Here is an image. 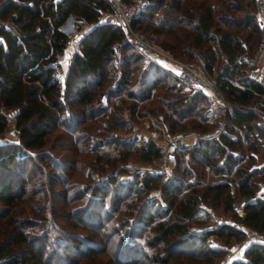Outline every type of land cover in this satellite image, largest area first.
<instances>
[{
	"label": "trees",
	"instance_id": "1",
	"mask_svg": "<svg viewBox=\"0 0 264 264\" xmlns=\"http://www.w3.org/2000/svg\"><path fill=\"white\" fill-rule=\"evenodd\" d=\"M255 2L149 0L139 16L131 20V27L143 34L150 30L163 35L159 45L181 60L192 61L196 52L210 74L221 62L214 82L232 106L223 112L225 130L217 139L200 141L189 151L187 159L184 158L186 149L177 150L171 168L179 174L172 170L168 181H164L165 174L153 176L146 173L143 177L134 174L127 182H122L119 175L123 170H118L119 173L104 179L101 184L93 183L90 196L97 206L93 204L91 208H98L103 203L110 188L113 189L110 206L117 209L118 195L125 189L124 193L132 198L127 204L130 215H133L130 218H134L130 226L153 229L154 235L145 241L146 246L161 244L163 251L150 254L140 246L130 248L121 244L120 250L113 253V264H138V256L155 264H165L180 256L216 264L212 257L223 250L213 248L211 254L204 255L196 249H200L209 236L229 242L232 237L240 239L244 232L225 223L206 231H196L194 227L204 219L212 218V208L232 209L234 194L243 199L242 214H235L234 218L245 227L264 232V191L257 192L260 179L255 180L264 173V162L260 168L253 167L256 154L260 153L264 161V115L246 107L256 106L264 111V73L263 82L257 75L250 74L260 50ZM109 10L111 8L105 0H0V133L7 125V111H15L13 121L18 129V147L26 150L42 148L53 126L59 125L68 133L67 139L74 144L75 150H82L79 146L85 141L94 143L88 151L97 153L93 159L98 163L97 170L103 172L100 168L108 165L114 168L120 158L110 150L130 148L134 140H106L103 147L110 149L103 150L97 145L96 136L79 127L94 119L95 125L90 130L99 134L126 128L128 121L122 112L124 100L111 104V98L123 94L132 100L146 99L150 88H154V93L158 88L164 91L154 100L169 109L164 119L170 131L198 126L192 121L185 122L190 116L211 125L214 116L208 109L211 103L208 92H185L183 88L187 85L184 82L153 61L145 67L139 66V59L145 56L120 25L96 23L80 34L78 52L67 64L64 81H59L61 67L55 61L68 42V36L59 29L60 23L68 15L96 22L102 11ZM158 10L162 12L160 18L143 25L144 19L151 20L153 11ZM116 50L124 55L120 74L114 77L113 86L104 92L101 87L112 75L108 68ZM130 83L140 88H129ZM70 106L74 108L69 112ZM135 106L136 103L131 104L130 109L133 111ZM159 110L157 107L152 114L143 113L154 116ZM99 125L105 128L99 129ZM207 126H201L202 132L209 130ZM243 146L250 153L246 156V163L240 164V158L231 151ZM133 148L143 161L154 164L152 167L156 166L155 160L157 168L161 166L162 151L153 142L148 141L144 149ZM25 157L26 154L8 150L6 144L0 146V202L4 206L0 209V264H95L94 258L105 249L98 247L100 237L96 238L100 224L97 219L89 217L92 210L86 207L75 220L88 230V236L69 235L68 240L59 245L63 254L52 249L46 254V235L28 238L22 227L23 220L11 211L27 193L24 188ZM221 158L223 163L218 164ZM189 162H194L197 170L192 172ZM205 165L210 169L206 184L189 180L192 173L197 179L204 178ZM139 179L143 181L142 187L137 184ZM48 181L52 187L58 178L51 176ZM151 189H159L160 199L165 201L166 207L161 206L159 198L147 201ZM143 192L146 197L138 203V196ZM245 255V261H235L234 264H264V245L250 244Z\"/></svg>",
	"mask_w": 264,
	"mask_h": 264
},
{
	"label": "rangeland",
	"instance_id": "2",
	"mask_svg": "<svg viewBox=\"0 0 264 264\" xmlns=\"http://www.w3.org/2000/svg\"><path fill=\"white\" fill-rule=\"evenodd\" d=\"M162 12L161 10L153 11V17L151 20L144 19L143 25L146 23L152 22L160 18ZM89 29L87 27L81 28V34L87 32ZM138 31V30H136ZM142 31V30H141ZM128 32V31H127ZM140 32V31H139ZM142 33V32H141ZM144 36L151 40L152 43L160 46V42L163 40L164 36L161 34H156L150 32V30L144 31ZM129 36L131 37L130 33L128 32ZM143 34V33H142ZM128 38V37H127ZM128 42H131L130 39H127ZM133 40V38H132ZM161 47V46H160ZM259 48V47H258ZM164 49V48H163ZM166 50V49H165ZM195 58L190 61L193 64H199L201 61V57L195 52ZM60 55V54H59ZM145 56V55H144ZM123 53L119 50H116L114 56L110 62L108 71L112 74L108 79H106L101 88L103 91H107L110 86H113V79L114 77L120 74V65L123 60ZM146 57V56H145ZM143 57L139 59L138 64L141 67H145L149 61H153L148 57ZM222 59L224 56L222 55ZM248 58V57H246ZM155 62V61H153ZM157 63V62H155ZM256 66V65H255ZM255 66L251 68V75H258L261 73V70L255 69ZM67 65L63 67L66 71ZM221 68V62L214 68L212 74L209 75L214 81V75L216 74L217 70ZM62 69V68H61ZM167 69V68H166ZM250 70V69H249ZM60 72V70H59ZM254 72V73H253ZM259 80V79H258ZM215 83V82H214ZM216 85V84H215ZM129 88L138 89V86L135 83H130ZM100 89V88H99ZM185 92H193L194 90L189 86H184ZM208 94L210 93L209 90H206ZM164 91L160 88L157 89L155 93H153L152 97L147 96L146 99H136L132 100L131 98L125 97V95L120 94L111 98L110 103L117 102V100L123 99V110H131L130 105L136 103L135 109H138V115L145 116L150 114H144L143 112L151 113L152 110H156L159 107L161 110L157 111L154 116L150 115L151 118L156 123L164 124L168 127L167 122L164 119V115L169 112V109L164 107L163 105H159L158 102H155L154 98L157 94L161 95ZM103 98V96H102ZM211 99V98H210ZM122 106V107H123ZM232 105H230L231 107ZM121 107V108H122ZM73 106L68 107L69 112L73 110ZM134 109V110H135ZM210 114H213V119L210 121L211 125L209 124V130L211 131L215 129L217 124L223 120V112L225 110L224 102L221 98H218L215 103L211 99V103L209 104ZM122 110V112H123ZM132 111V110H131ZM15 111H7V125L3 132L0 133V138L2 141L8 146V150L13 151L17 154L24 155L26 154L25 159L27 160V164L25 165V183L24 188L25 191L28 193H24L22 199L18 200L13 208L11 209L12 213L23 220V230L28 234V238L30 239L32 236H47V242L45 244L46 254L52 249L53 252L64 253L63 249L59 246L61 243H65L68 240L69 235H77L82 238H86L88 236V230L85 229L78 221L75 220V217L83 212V208L91 209L92 213L89 215L92 220L97 219L100 224V228L96 238L98 239V247L105 249V251H99L98 255L94 258L96 260L95 264H113L112 256L113 253H117L121 246L127 245L130 248L140 246L145 251L153 254L155 252L163 253L161 249V244L156 245L155 247L146 246L145 241L148 238H151L154 235L153 229H145L142 227H131L130 225L134 222L133 215L129 213L127 204H129L130 194H125V189H122L118 195L120 203L118 204V208L114 209L110 206L111 200H113V189H108L107 193L105 194V198H103V203L98 206V208L92 206L93 204H97L96 201L91 199V186L94 182H97V177L102 178V182L106 178L107 174L110 172L117 170L115 174L119 173L118 169L121 166H125L128 164L132 165H150L142 160L140 155L134 150L133 147L138 146L140 149H144L145 145L144 142L141 140L134 138L132 142V146L130 148H122L116 147L111 149L110 151L114 152L116 156L120 158V160H116L114 168L111 165L107 167H101L100 170H104L100 172L98 163L93 161L97 153H93L88 151V147L93 145L94 143L91 141H85L84 144H81L79 148L82 150L78 151L74 149V144H70L69 140L65 132L64 127L55 125L51 129V131L47 135V143L40 149L37 150H26L18 147L19 139H18V129L15 126L13 121V115ZM124 117L128 121L126 123V128L120 129L117 131H110L106 135L99 134L97 131H91L90 127L95 125L94 119L92 121H85L79 129L84 130V132L89 133L92 136H96L95 140L98 146L103 147L106 140L113 139L112 136L122 135L130 131L131 128V121L135 120V117L132 119H128L125 114L123 113ZM219 116V117H218ZM98 120H103L102 118H98ZM192 121L196 123L198 126L195 127H187L185 129H176L182 132H186L187 130H193L198 133H203L207 131L201 130V126H207L208 123L205 120L197 119L195 117H187L185 122ZM141 124V121L138 122ZM130 124V125H129ZM207 126V127H208ZM99 129L105 128L103 125L98 126ZM169 128V127H168ZM225 129V125H224ZM117 139V138H116ZM109 150L108 147H103V150ZM187 153L184 154V158H188V153L190 149H187ZM235 151L238 152L237 158H240L239 163L245 164L246 163V156L250 153L249 149L245 146L242 148H238ZM260 157L261 154H257ZM257 155L256 158H257ZM176 159V158H175ZM263 159V158H262ZM264 162V161H263ZM155 167L157 168L156 160ZM174 163V162H173ZM171 164L173 167L174 164ZM256 160L253 164V167L260 168L255 165ZM162 164V163H161ZM263 165V164H262ZM188 166L192 170H197V166L194 162H189ZM161 167V166H160ZM159 167V168H160ZM262 167V166H261ZM113 170H112V169ZM111 171H108L110 170ZM173 168L170 169V172ZM127 172L123 170L124 173ZM120 173V174H121ZM130 173V172H128ZM173 173L179 174V171L173 170ZM51 176H55L58 178V182L54 183L51 187L48 178ZM209 176H210V169H209ZM230 177V174L228 175ZM197 178V176H195ZM233 177V175H232ZM165 178V176H164ZM191 175L189 176V180ZM259 180V186L257 188V192L262 186H264V173L260 175V177H255V180ZM161 181V180H160ZM159 181V182H160ZM165 181V179H164ZM101 182V183H102ZM157 182V186L160 183ZM163 182V181H162ZM98 183V182H97ZM98 183V184H101ZM203 185V184H201ZM234 186V185H233ZM159 188V187H158ZM154 190V189H151ZM150 190V191H151ZM159 191V189H156ZM146 195L143 192L138 196V203L145 198ZM243 203V199L238 197L234 194V201H233V208L227 211L222 209V206L212 208L211 209V217L206 218L202 223L196 225L194 230L196 231H206L212 226H218L219 224H231L236 228H239L241 231H245L249 229L241 225L235 218V214H242L240 213L241 205ZM97 206V205H96ZM4 208V206L0 202V209ZM44 214V215H43ZM129 219V220H128ZM194 225V223H192ZM90 226V224H88ZM192 225V226H193ZM150 227V224L148 225ZM95 239V238H94ZM105 239V240H104ZM235 240H239L236 238H231L229 242H225L223 240L217 239L213 236H209L206 242L200 247V249H196V252H201L204 255H209L213 252V248H217L216 245H226L227 247L230 246L232 242ZM133 242L134 244H130ZM122 244V245H121ZM112 251V254H111ZM45 254V255H46ZM223 254L219 253L218 255L212 257V262L216 264H221L223 260ZM72 256V255H71ZM129 258V255H128ZM133 258V257H132ZM138 264H155L149 262L143 256L137 257ZM53 262H56L54 260ZM83 262H78L77 264H82ZM29 264V263H28ZM165 264H207L205 261L201 260L200 262L190 259L187 257H174L169 260L168 263Z\"/></svg>",
	"mask_w": 264,
	"mask_h": 264
},
{
	"label": "built area",
	"instance_id": "3",
	"mask_svg": "<svg viewBox=\"0 0 264 264\" xmlns=\"http://www.w3.org/2000/svg\"><path fill=\"white\" fill-rule=\"evenodd\" d=\"M111 10L102 11L96 22H86L80 18L68 15L59 25V29L68 36V42L61 52L57 56L55 63L58 64L60 72H58L59 81L62 83L65 78L66 71L63 69L65 65L74 57L79 49L78 37L81 34V28L87 27L91 29L96 23H111L115 25L123 26L133 38L134 43L138 46L142 54H144L149 59L157 62L161 66L172 71L179 80L184 82L187 86L191 87L194 91L196 90H209V96L215 103L218 98H221L225 105V110H230L229 101H227L219 92L217 86L215 85L213 79L210 77L207 69L203 63L193 64L184 60H181L174 56L168 50L152 43L148 40L144 34L136 31L131 27V20L138 17L139 14L144 10L145 6L149 0H105ZM31 4V2H29ZM255 11L257 15V20L259 24L260 31V42L259 49L264 52V0H256ZM0 40L2 38L0 37ZM264 70L258 75L260 82H263ZM154 93V88H150L149 97H152ZM244 107V106H243ZM257 110L262 115L264 111L258 109L256 106H246ZM123 113L128 119L135 117V120L131 121L130 131L122 134H114L112 138H117L119 140H131L138 139L144 142L146 146L148 141L154 143V145L162 151V164L160 168H152L149 165H132L128 164L121 166L118 169L126 170L127 172L121 173L119 175L120 181L127 182L133 177L134 174H138L140 177L150 173L155 176L157 174H165V181L169 179V171L171 169V164L176 158V152L178 149H192L197 146L200 141H207L212 139H217L220 134L224 132V119L221 120L215 129L203 133H198L196 131L190 130L186 132L182 131H170L164 124L156 123L153 118L148 115L139 116L138 109L133 111L123 110ZM141 121V124L138 122ZM231 153L237 156L238 152L232 150ZM223 159L218 160V164H222ZM204 178L197 179L195 174L192 173L191 181L197 182L199 184H206L209 180V167L204 166ZM117 170H114L107 174L106 178L115 174ZM130 172V173H128ZM97 182L101 183L102 178L97 177ZM139 187L143 186L142 179L137 182ZM152 198H159L160 194L157 190H151L147 197V201ZM160 204L162 207H166L165 201L160 199ZM258 243L264 245V232L258 229L249 228L244 231L243 236L239 240H235L230 244L229 247L226 245L217 244L216 247L224 251L223 260L221 264H234L235 261H245L246 248L252 244Z\"/></svg>",
	"mask_w": 264,
	"mask_h": 264
},
{
	"label": "crops",
	"instance_id": "4",
	"mask_svg": "<svg viewBox=\"0 0 264 264\" xmlns=\"http://www.w3.org/2000/svg\"><path fill=\"white\" fill-rule=\"evenodd\" d=\"M255 65H256L255 66V69L261 70V72L264 70V52L261 51V50H259L258 53H257ZM262 164H263L262 157H260L259 155H257L255 165L257 167H261ZM262 191H264V186L261 187V189L259 190V193H261ZM240 213H242L241 210H240Z\"/></svg>",
	"mask_w": 264,
	"mask_h": 264
},
{
	"label": "water",
	"instance_id": "5",
	"mask_svg": "<svg viewBox=\"0 0 264 264\" xmlns=\"http://www.w3.org/2000/svg\"><path fill=\"white\" fill-rule=\"evenodd\" d=\"M5 143L2 141V139L0 138V146L4 145Z\"/></svg>",
	"mask_w": 264,
	"mask_h": 264
},
{
	"label": "snow or ice",
	"instance_id": "6",
	"mask_svg": "<svg viewBox=\"0 0 264 264\" xmlns=\"http://www.w3.org/2000/svg\"><path fill=\"white\" fill-rule=\"evenodd\" d=\"M77 39H79V37Z\"/></svg>",
	"mask_w": 264,
	"mask_h": 264
}]
</instances>
